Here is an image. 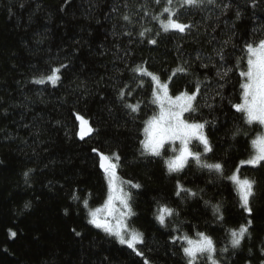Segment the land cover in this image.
I'll use <instances>...</instances> for the list:
<instances>
[{
    "label": "trees",
    "instance_id": "1",
    "mask_svg": "<svg viewBox=\"0 0 264 264\" xmlns=\"http://www.w3.org/2000/svg\"><path fill=\"white\" fill-rule=\"evenodd\" d=\"M165 6L166 0H0V264H187L172 239L198 232L213 238L221 264H264V167H240L241 177L256 181V193L251 235L234 249L229 229L246 219L235 185L191 163L170 174L166 154L140 155L155 114L154 85L131 71L146 61L162 82L170 78L173 96L191 94L199 83L197 111L186 119L209 121L213 150L203 160L222 163L224 176L231 175L254 154L251 140L263 130L234 105L242 103L246 44L264 39V0L182 8L179 19L193 25L186 33L163 31L156 17L166 19ZM153 38L156 45L148 42ZM61 63L68 67L58 85L34 82ZM181 65L188 73L172 76ZM137 102L136 113L125 107ZM77 114L96 129L83 140ZM93 148L118 153L120 178L141 185L131 189L130 224L144 234V257L89 223V210L108 192ZM177 182L196 196H177ZM165 204L179 215L161 226L156 210ZM199 264L208 262L201 257Z\"/></svg>",
    "mask_w": 264,
    "mask_h": 264
},
{
    "label": "snow or ice",
    "instance_id": "2",
    "mask_svg": "<svg viewBox=\"0 0 264 264\" xmlns=\"http://www.w3.org/2000/svg\"><path fill=\"white\" fill-rule=\"evenodd\" d=\"M156 4H160V0H155ZM174 0H166V6L162 9L161 16L167 14L166 19L161 20L156 17L160 22V27L164 32L177 31L179 33H186L193 28L190 23L182 22L179 19L180 9L182 8H202L205 5H216L217 0H178V6L173 8ZM255 6V4H253ZM239 17V12H237ZM125 21L131 22L128 15H124ZM150 29L145 28L139 33L141 37L145 35ZM130 35V33H128ZM152 45H156V39L148 41ZM225 43H228L226 41ZM220 58L223 59V54L218 53ZM246 70L240 71L239 75L244 78V83L241 85L243 89L242 103L234 105L237 112L243 114L247 124H257L264 129V39L254 43L246 44ZM207 67V65H204ZM67 64L61 63L58 67L50 69V73L42 75L34 82L37 84L50 83L53 86L58 85L61 81L62 69L67 68ZM131 71L140 77H147L154 85L152 89L153 103L158 105V113L153 115L146 121L144 128L145 139L141 142L142 149L140 155L162 157L164 154L165 146H170L172 152L176 153L172 157L165 160L168 172L179 173L182 172L189 162H194L201 168H206L209 171H215L223 179H227L233 185L239 196L240 207L246 214V219L243 224L238 228L229 229L230 244L232 248H239L246 236L251 235L250 229L253 227L254 209L252 200L256 193V181L248 178L241 177L240 167H264V130L258 133L254 139L251 140V145L254 149V154L247 160L239 162V166L233 171L231 175L224 176V165L220 162L207 163L202 159L206 153L212 152V145L206 134L205 128L209 121L196 122L192 117L185 119L186 113H196L198 105L196 103L197 96L200 95L199 83L195 89L189 91H182L178 95L173 96L170 94L169 83L162 82L159 75L150 71L147 67V62H142ZM187 74L188 69L184 66H178L171 73L172 76L176 74ZM217 75H221L217 73ZM227 75V71L223 74ZM144 81L141 80L138 84L142 87ZM120 98L123 100L125 97V90H121ZM130 95V93H129ZM125 107L136 113L140 109V104L126 103ZM77 119L80 122L79 138L83 140L86 135L92 134L96 129L89 126V121L82 115L77 114ZM193 141L198 142L203 146V152L194 151L192 148ZM179 145L177 148L176 145ZM93 152L99 156V167L106 175L110 193L108 195L107 203L103 208H96L89 210L90 220L89 223L98 229L103 230L110 236L115 237L121 245H126L137 256L144 257V252L138 248V245L144 243V234L135 229H131L127 221L135 215L130 201L132 195L130 191H125L123 185L127 183L129 188L139 189V183L132 181H123L117 173L120 167V155L113 153L111 155L101 153L98 149L93 148ZM28 176V173H25ZM176 195L179 196L181 192H186L191 196H196V193L191 189L184 188L177 182ZM78 199V197H73ZM119 205V207H117ZM25 207H30L26 204ZM84 207L88 208V202L84 201ZM214 212L217 214V219L223 221L224 216L219 204L213 205ZM105 215H101V213ZM179 215V213L168 205H160L156 210V220L161 226H166V221ZM75 231V230H73ZM76 235H80L79 232ZM197 238L185 234L184 236H175L172 243H180L184 257L187 258V264H199L200 258L206 259L208 264H221L217 259V247L213 238L204 232H198ZM14 238L16 232H11ZM221 252H227L228 248L224 247ZM264 252V249H262ZM143 264H150L147 258L143 259Z\"/></svg>",
    "mask_w": 264,
    "mask_h": 264
},
{
    "label": "rangeland",
    "instance_id": "3",
    "mask_svg": "<svg viewBox=\"0 0 264 264\" xmlns=\"http://www.w3.org/2000/svg\"><path fill=\"white\" fill-rule=\"evenodd\" d=\"M171 94V93H170ZM152 103H153V96H152ZM153 106H154V109H155V114H157L158 113V111H159V109H158V105H156L155 103H153ZM154 114V115H155ZM189 113H186L185 114V119H186V116L188 115ZM146 127V126H145ZM264 130V129H263ZM145 139V134H144V136H143V140ZM176 147L178 148L179 147V145L177 144L176 145ZM192 148H193V150L194 151H196V150H198V151H201V152H203V146L202 145H199L198 144V142H196V141H193V143H192ZM164 154H166V156H167V159L168 158H170V157H172L173 155H175L176 153H174V152H172L171 151V149H170V146H168V145H166L165 146V150H164ZM208 153H206L204 156H202V159L207 155ZM194 164V165H196L194 162H192V161H190L189 162V164ZM197 166V165H196ZM199 167V166H198ZM185 170V169H184ZM183 170V171H184ZM182 171V172H183ZM118 173V172H117ZM179 173H181V172H179ZM119 176V175H118ZM120 177V176H119ZM121 179V178H120ZM122 180V179H121ZM107 183H108V181H107ZM123 187H124V190L125 191H130L131 192V189L132 188H129V186L127 185V183H125L124 185H123ZM109 193H110V189H109V185H108V192H107V197H106V200H105V202H104V204L102 205V206H100V207H98V208H103V206L107 203V199H108V195H109ZM130 204H131V201H130ZM117 207H119V205H117ZM94 210V209H93ZM101 215H105V213H101ZM133 217V216H132ZM132 217L127 221V223H128V225H129V227L131 228V229H135V230H138V229H136V228H134V227H132L131 226V224H130V222H131V220H132ZM101 230V229H100ZM101 231H103V230H101ZM139 231V230H138ZM113 237V236H112ZM113 238H115V237H113ZM197 238V237H196ZM196 238H193V239H196ZM116 239V238H115ZM117 240V239H116ZM118 241V240H117ZM123 246H126V245H123ZM139 246V245H138ZM127 247V246H126Z\"/></svg>",
    "mask_w": 264,
    "mask_h": 264
},
{
    "label": "water",
    "instance_id": "4",
    "mask_svg": "<svg viewBox=\"0 0 264 264\" xmlns=\"http://www.w3.org/2000/svg\"><path fill=\"white\" fill-rule=\"evenodd\" d=\"M100 171L102 172L103 175H105L102 169H100Z\"/></svg>",
    "mask_w": 264,
    "mask_h": 264
}]
</instances>
